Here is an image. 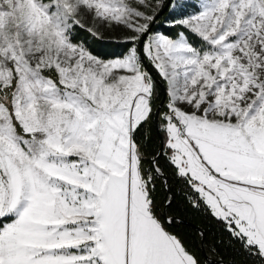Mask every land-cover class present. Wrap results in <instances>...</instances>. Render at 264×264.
Returning <instances> with one entry per match:
<instances>
[{
	"label": "snow or ice",
	"instance_id": "obj_1",
	"mask_svg": "<svg viewBox=\"0 0 264 264\" xmlns=\"http://www.w3.org/2000/svg\"><path fill=\"white\" fill-rule=\"evenodd\" d=\"M169 7L179 30L154 31ZM101 25L131 32L125 55L74 42ZM161 155L264 264V0H0V264H208L174 231Z\"/></svg>",
	"mask_w": 264,
	"mask_h": 264
},
{
	"label": "trees",
	"instance_id": "obj_2",
	"mask_svg": "<svg viewBox=\"0 0 264 264\" xmlns=\"http://www.w3.org/2000/svg\"><path fill=\"white\" fill-rule=\"evenodd\" d=\"M173 15L174 10L172 8H168L164 14L158 17L156 23L153 26V30L174 34L179 29L173 27L172 25H167V22L173 23ZM73 39L74 42L85 43L94 55H97L102 59L119 56L127 47L130 46L129 44L122 41L95 38L85 29L78 27L75 30ZM161 96L162 90L160 89V98ZM159 101L157 102L158 104ZM139 139L142 143L147 145V154L151 155L152 153L159 151L160 140L154 120L140 133ZM160 164L167 173L169 182L173 185V191L176 196L177 210L182 219V223L178 225L174 231L179 232L189 243L192 249L198 252L201 259L206 260L208 264H218L221 258H223L225 264H253V259L248 257L241 250L239 244H235L230 241L229 233L225 230L222 223L218 222L206 210H195L186 202L185 191H187V189L185 185H183L177 180L176 177L173 176V169L168 165L166 158L163 155L160 157ZM164 194L165 192L163 190L159 192L161 198L164 196ZM197 228L203 229L205 232H207L209 240L215 238L216 252L218 254H213L212 252L208 251L206 246L203 247L209 260H214V263L207 260L202 253L200 241L197 236Z\"/></svg>",
	"mask_w": 264,
	"mask_h": 264
},
{
	"label": "rangeland",
	"instance_id": "obj_3",
	"mask_svg": "<svg viewBox=\"0 0 264 264\" xmlns=\"http://www.w3.org/2000/svg\"><path fill=\"white\" fill-rule=\"evenodd\" d=\"M166 1L167 0H165V3H166ZM175 2V0H173V3ZM181 2H183V0H181ZM192 2H195V0H192ZM170 9H171V7H169ZM167 10V9H166ZM166 10L164 11V13L166 12ZM188 11L189 12H191V11H195V9L194 8H189L188 9ZM163 13V14H164ZM161 16V15H160ZM159 16V17H160ZM85 23L88 25V26H90V27H95V22L93 21V19L91 18V17H88V19L85 21ZM173 23L172 22H167V25H172ZM99 32L101 33V35H102V38H104V39H109V40H111V39H113V40H117V41H122V42H125V38L128 36V35H131V32L130 31H128V30H126V29H124L123 27H116V26H111V27H109V26H103V25H101L100 27H99ZM130 47V46H129ZM129 47H127L124 51H123V53L122 54H120L119 56H115V57H112V58H108V59H105V60H109V59H115V58H119V57H122L123 55H125L126 54V52H127V49L129 48ZM148 65V67L151 69V71L153 72V73H155L156 74V76H157V73H156V71L151 67V65L150 64H147ZM158 77V76H157ZM159 78V77H158ZM160 79V78H159ZM162 82V81H161ZM163 83V82H162ZM162 97V96H161ZM160 100H161V98H160ZM160 102V101H159ZM166 102H167V95H166V97H165V100H164V102H163V104H166ZM156 127V126H155ZM156 129H157V133H158V136H159V140H161L162 139V137H161V139H160V136H161V133H160V131H159V129H158V121H157V127H156ZM160 147H161V143H160ZM159 147V148H160Z\"/></svg>",
	"mask_w": 264,
	"mask_h": 264
},
{
	"label": "water",
	"instance_id": "obj_4",
	"mask_svg": "<svg viewBox=\"0 0 264 264\" xmlns=\"http://www.w3.org/2000/svg\"><path fill=\"white\" fill-rule=\"evenodd\" d=\"M167 2H168V0L166 1V3H167ZM167 9H168V8H167ZM165 10H166V9L161 10L160 15H162V14L164 13ZM160 15H159V16H160ZM159 16H158V17H159ZM146 67H147L148 70L152 73V75L154 76V78L157 79V80L159 81V78L156 76L155 73H153V72L151 71V69L148 67L147 64H146ZM160 83H161L162 97H161V100H160L159 104H163V102H164V100H165V97H166V92H165V90H164L163 83H162V82H160ZM154 123H155V126L157 127V120L154 119ZM160 139H161V136H160ZM161 140H162V139H161ZM161 140H160V143H161ZM159 150H160V148H159ZM197 229H200V228H197ZM202 253H203L204 257H205L207 260H209L207 254H206V252H205V250H204V248H202ZM209 261H211V262H213V263L215 262L214 260H209Z\"/></svg>",
	"mask_w": 264,
	"mask_h": 264
}]
</instances>
